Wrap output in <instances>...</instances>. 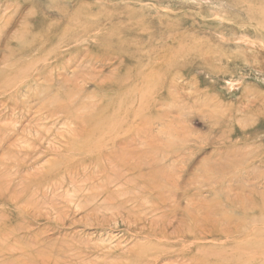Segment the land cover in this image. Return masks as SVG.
<instances>
[{
    "label": "rangeland",
    "instance_id": "rangeland-1",
    "mask_svg": "<svg viewBox=\"0 0 264 264\" xmlns=\"http://www.w3.org/2000/svg\"><path fill=\"white\" fill-rule=\"evenodd\" d=\"M0 153V264H264V0H0Z\"/></svg>",
    "mask_w": 264,
    "mask_h": 264
},
{
    "label": "bare ground",
    "instance_id": "bare-ground-1",
    "mask_svg": "<svg viewBox=\"0 0 264 264\" xmlns=\"http://www.w3.org/2000/svg\"><path fill=\"white\" fill-rule=\"evenodd\" d=\"M65 83H67V82H63V87H64V84ZM65 86H67V85H65ZM69 94V93H68ZM34 113V116H35V111L33 112ZM23 126V125H22ZM30 128V127H29ZM35 128V127H34ZM32 129V128H31ZM30 131V130H29ZM1 154V153H0ZM2 156V155H1ZM261 157V156H260ZM2 158H5V157H2ZM1 159V158H0ZM5 162V161H4ZM3 162V163H4ZM1 163H2V161H1ZM231 164V163H230ZM234 165V164H233ZM4 167V166H3ZM6 167V166H5ZM9 167V166H8ZM15 167V166H14ZM15 168H17V167H15ZM22 168H23V166H22ZM231 168H232V166H231ZM5 169V168H4ZM216 169V168H215ZM8 170V169H7ZM214 170V169H213ZM213 170L212 171H210V172H213ZM242 170V169H241ZM215 171V170H214ZM217 171V170H216ZM15 172H16V170L14 171V173L13 174H15ZM214 173V172H213ZM247 173V172H246ZM17 174V173H16ZM27 175V174H26ZM28 175H30V174H28ZM27 175V176H28ZM256 175V174H255ZM261 175H263V173L261 174ZM15 176V175H14ZM259 176V175H258ZM264 176V175H263ZM254 178H256L255 176H253ZM254 178H253V180H254ZM260 178H261V176H260ZM264 178V177H263ZM214 179V178H213ZM249 179V178H248ZM259 180V179H258ZM264 179H261V181H263ZM257 181V180H256ZM254 182V181H253ZM258 184V183H257ZM260 184H261V182H260ZM253 189H255V188H253ZM252 190V189H251ZM259 190V189H258ZM250 191V190H249ZM257 191V190H256ZM254 192V191H253ZM261 192H263V191H261ZM256 193V192H255ZM252 194V193H251ZM252 196V195H251ZM235 197V196H234ZM233 197V198H234ZM242 197L240 196V198L238 197V196H236L235 198H234V200H232V202H230V200H228L230 203H231V205L234 207L236 204H238L239 203V201H240V199H241ZM244 198H248V196H245ZM257 198V197H256ZM257 199H259V198H257ZM252 200V199H251ZM255 200V199H254ZM254 200H253V202H254ZM262 200V199H261ZM258 201V200H257ZM256 201V202H257ZM263 201V200H262ZM261 201V202H262ZM252 202V201H251ZM260 202V201H259ZM264 202H262V204H263ZM259 206V205H258ZM261 206V205H260ZM231 207V206H230ZM236 207V206H235ZM246 207V206H245ZM264 207V206H263ZM244 208V207H243ZM259 208V207H258ZM195 209V208H194ZM228 209V208H227ZM226 209V210H227ZM231 209H233V208H230V212H231ZM239 209V208H238ZM262 209V208H261ZM220 210V209H219ZM235 210H237V209H235ZM258 210V209H257ZM263 210V209H262ZM196 211V210H195ZM224 211V210H223ZM233 211H234V209H233ZM246 211V210H245ZM220 212V211H219ZM229 212V211H228ZM260 212H262V211H260ZM232 213V212H231ZM236 213H237V211H236ZM246 213H247V211H246ZM224 214H225V211H224ZM223 214V215H224ZM228 214V213H227ZM227 214H225V216L227 215ZM241 214V213H240ZM229 215H231V214H229ZM237 215V214H236ZM251 216H253L252 214H251ZM212 217V216H211ZM211 217H210V219H211ZM222 217V216H221ZM237 217V216H236ZM197 218H199V217H197ZM204 218V217H203ZM213 218H215V217H212V219ZM217 218V217H216ZM222 218H224V217H222ZM226 218L227 219H229V216H226ZM226 218H224L223 219V221L226 219ZM235 218V217H234ZM238 218V217H237ZM236 218V219H237ZM239 218H240V216H239ZM249 218V217H248ZM199 219H201V218H199ZM226 219V221L228 222V220ZM232 219V218H231ZM241 219V218H240ZM240 219H238V220H240ZM193 220H195V219H193ZM200 221V220H199ZM243 221H246V219H244ZM194 222V221H193ZM200 222H202V221H200ZM203 222H205V221H203ZM211 222V221H210ZM213 222L215 223V221L213 220ZM234 222H236L235 220H234ZM234 222H233V224H234ZM241 223H242V221H240ZM192 223V222H191ZM195 223V222H194ZM225 223V222H224ZM203 224V223H202ZM212 224V223H211ZM218 224H219V222H218ZM226 225H227V223H225ZM225 224H223V225H225ZM244 224V223H243ZM264 224V223H263ZM228 225H230V224H228ZM220 226V225H219ZM239 226V225H238ZM212 227H213V225H212ZM233 227V226H232ZM235 227V226H234ZM242 227V226H241ZM235 228H237V227H235ZM210 229V228H209ZM213 230H215L214 229V227H213V229L212 230H210V232L211 231H213ZM218 231V230H217ZM221 233H222V235H230L231 234V232L229 231V229H222V230H219ZM235 231V230H234ZM209 232V231H208ZM216 232V231H215ZM214 232V233H215ZM208 234H210V233H208ZM212 234H213V232H212ZM212 234H210V235H212ZM168 238V237H167ZM7 241H0V243H3L2 244V246L1 247H3V248H1L2 249V251L0 250V261H1V259H3L4 258V256H3V254H5V253H8V255H12L14 252H13V250H14V246H8L7 245V243H6ZM14 245H15V242H14ZM20 247H22V246H20ZM32 247L33 248H35V245L33 246V244H32ZM18 249V248H17ZM19 249H21L22 250V248H19ZM30 249V248H29ZM24 250H26V249H24ZM23 251V250H22ZM21 252V251H20ZM25 254H26V251H25ZM31 254V253H30ZM37 254V253H36ZM27 256L29 255V253H27L26 254ZM18 256V255H17ZM24 256V255H23ZM26 257V256H25ZM30 257H31V255H30ZM29 257V258H30ZM19 259H20V256L18 257ZM26 259V258H25ZM29 261H31V260H29ZM28 261V262H29ZM2 262V261H1ZM7 262V261H6ZM3 263H4V261H3ZM10 263H13L12 261L10 262ZM9 263V264H10ZM22 263V262H21ZM5 264H7V263H5ZM23 264H25L24 263V261H23ZM31 264H32V262H31Z\"/></svg>",
    "mask_w": 264,
    "mask_h": 264
}]
</instances>
